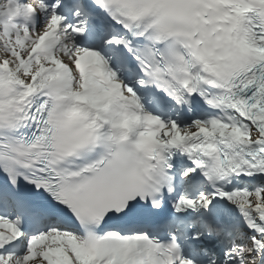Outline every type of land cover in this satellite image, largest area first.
I'll return each instance as SVG.
<instances>
[{"label": "snow or ice", "instance_id": "obj_1", "mask_svg": "<svg viewBox=\"0 0 264 264\" xmlns=\"http://www.w3.org/2000/svg\"><path fill=\"white\" fill-rule=\"evenodd\" d=\"M0 264H264V0H0Z\"/></svg>", "mask_w": 264, "mask_h": 264}]
</instances>
